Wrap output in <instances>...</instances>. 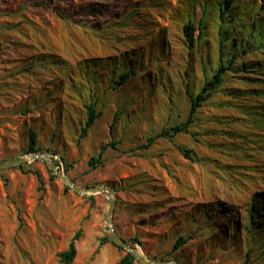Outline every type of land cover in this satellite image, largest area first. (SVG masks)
Here are the masks:
<instances>
[{
  "label": "rangeland",
  "instance_id": "374dc122",
  "mask_svg": "<svg viewBox=\"0 0 264 264\" xmlns=\"http://www.w3.org/2000/svg\"><path fill=\"white\" fill-rule=\"evenodd\" d=\"M220 2L0 0V163L32 154V129L62 176L113 191L112 228L143 258L264 264V0L223 15ZM219 57L233 62L226 90L202 103L188 133L149 144L186 121V89ZM122 72L132 76L118 85ZM90 102L101 116L80 139ZM19 166L0 171V264H60L77 232L71 264L120 260L102 194L65 191L41 160Z\"/></svg>",
  "mask_w": 264,
  "mask_h": 264
},
{
  "label": "trees",
  "instance_id": "16d2710c",
  "mask_svg": "<svg viewBox=\"0 0 264 264\" xmlns=\"http://www.w3.org/2000/svg\"><path fill=\"white\" fill-rule=\"evenodd\" d=\"M235 1H238V0H221L219 4V12L221 13V15H223L225 11H229L232 8V5ZM260 7H261V10H264V4H261ZM224 24L227 25L228 23L225 22ZM194 30H195L194 25L192 23H187L183 27L184 37L190 47L195 42V37L193 34ZM227 63L228 64H226V62L223 60V57H219L216 68L215 69L209 68L211 74L207 75V73H205L202 84L196 92L193 93L191 89L189 88L186 89V94L188 96L189 105H190L186 121L184 123L169 127L168 129L160 132V134H158L155 137H150L148 139L149 144H151L154 141V139H157V138L173 139L176 135L180 133L189 132L188 126L191 123H193L194 115L197 113V109L202 106V103L206 101L207 99H209L214 93L226 90V88H224L225 84H227L226 74L227 72L233 71L231 68L233 67V64H230L233 62L229 60ZM131 76L132 74L129 72L120 73L117 78L118 80L117 84L121 85L125 83L126 80ZM258 95L263 97L264 93H260ZM84 109L86 112L85 113L86 118L84 120V126L81 128V132L79 136L80 139L87 135L89 129L93 126L95 121L101 116V111L96 110L94 102H90L86 104L84 106ZM36 143H37L36 134L32 129H30L28 131L27 153L37 152ZM105 149H106V146H102L100 153L96 157H92L88 160V165L90 167L95 166L97 164H101L100 157L102 155V151H104ZM177 150L185 159L191 162H193L194 158H196V153L194 151L188 150L183 146H177ZM18 167L20 169H23V166H18ZM64 189L65 191L68 190L67 187H65ZM79 237H80L79 232L75 233L70 243L68 244L67 249L58 254L60 264H71L72 263V261L74 260L76 256L75 242L79 239ZM104 241H108V239L104 237L101 240V244L104 243ZM183 244H185L184 240L181 238H178L172 247V251H177L178 248ZM116 247L121 249L118 246ZM135 262L136 260L134 259V257L125 251L124 255L115 264H135Z\"/></svg>",
  "mask_w": 264,
  "mask_h": 264
},
{
  "label": "water",
  "instance_id": "95a60500",
  "mask_svg": "<svg viewBox=\"0 0 264 264\" xmlns=\"http://www.w3.org/2000/svg\"><path fill=\"white\" fill-rule=\"evenodd\" d=\"M35 160H41L45 162L49 166L53 174L57 176L58 178H60L63 181V183L66 185V187L71 188L74 192L89 193V194H96V193L102 194L106 198V201L108 204V210L106 213V224L109 227V233H108L109 239L116 246L120 247L121 249L128 252L131 256H133L136 261H139L142 264H180L174 261H155V260L149 261L143 258L134 248H132L129 245L128 242H126L124 239L118 236L115 230L112 228V216H113L114 208H115V200L109 197L108 192L113 193V191L103 188V187H97V186L95 187L77 186L74 182L62 176V174L58 171L57 166L48 158L47 155L41 152H36V153L30 154L27 157H21L16 160H11V161L0 163V171L11 168V167L23 165L25 163L35 161Z\"/></svg>",
  "mask_w": 264,
  "mask_h": 264
}]
</instances>
